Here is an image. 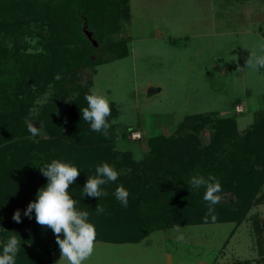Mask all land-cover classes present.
Segmentation results:
<instances>
[{
    "label": "trees",
    "instance_id": "trees-1",
    "mask_svg": "<svg viewBox=\"0 0 264 264\" xmlns=\"http://www.w3.org/2000/svg\"><path fill=\"white\" fill-rule=\"evenodd\" d=\"M126 9V0H0V253L8 238L16 235L21 244L16 264H51L59 249L52 230L36 223L34 211L31 219L24 215L47 183L39 168L53 159L80 169L69 188L76 207L90 213L96 241L115 244L138 243L153 231L176 225L231 222L237 227L264 181V124L258 121L242 134L231 116L188 115L178 127L180 134L149 138L148 151L136 159L130 151L115 149L112 125L105 138L82 120L80 108L87 106L91 80L81 84L77 73L102 62L92 53L84 30H92L101 43ZM32 34L39 49L29 50L25 36ZM57 74L60 80L55 79ZM48 90L38 119L51 138L43 139L28 130L27 117ZM71 94H75L72 108L59 110V99ZM110 105L109 120L117 115L115 105ZM65 119L70 121L63 127L66 131L53 133L51 126ZM208 121L215 126L202 139L199 133ZM186 128L191 131L183 132ZM105 162L118 171L117 181L102 186L106 196H83L88 176ZM195 174L215 176L222 186L220 195L227 201L215 206V222L204 219L205 189H189ZM120 185L129 191L127 208L114 196ZM98 204L104 209L99 215ZM17 209L20 223L12 219ZM253 231L258 262L264 264V218L254 219ZM229 264L251 262L235 259Z\"/></svg>",
    "mask_w": 264,
    "mask_h": 264
},
{
    "label": "rangeland",
    "instance_id": "rangeland-1",
    "mask_svg": "<svg viewBox=\"0 0 264 264\" xmlns=\"http://www.w3.org/2000/svg\"><path fill=\"white\" fill-rule=\"evenodd\" d=\"M126 6L101 43L92 30H84L102 62L77 73V81L90 79V90L115 105L117 115L109 121L117 151L140 159L149 138L180 134L185 117L198 113L231 116L242 134L254 121L264 124V69L246 68L251 53L264 54V0H126ZM25 40L29 50L40 48L35 34ZM237 67L246 69L237 72ZM49 93L36 100L27 117L43 139L51 136L38 116ZM74 96L60 98L59 110H70ZM67 122L56 121L52 132H65ZM214 126L208 121L199 137H208ZM255 218H264V181L237 227L231 222L182 225V242L173 227L153 231L138 243L96 241L85 264H229L235 259L260 264ZM59 259L57 249L51 264Z\"/></svg>",
    "mask_w": 264,
    "mask_h": 264
},
{
    "label": "clouds",
    "instance_id": "clouds-1",
    "mask_svg": "<svg viewBox=\"0 0 264 264\" xmlns=\"http://www.w3.org/2000/svg\"><path fill=\"white\" fill-rule=\"evenodd\" d=\"M261 50L264 51V46ZM246 68L255 71L264 69V54L251 53L246 60ZM246 68L237 67L236 71L242 72ZM55 79L60 80V75L57 74ZM85 100L87 106L80 108L82 120L88 122L91 131L107 138L111 128L109 122L111 105L108 97L90 90L88 94H85ZM28 130L33 136L37 135L38 128L34 127L33 123L28 124ZM39 169L47 178V183L38 189L35 201L27 205L24 215L31 219L34 211L36 223L52 230L60 250V259L56 264H61L62 261H66V264H85L94 254L97 230L95 225L89 222L90 213L76 207L77 201L69 191L70 185L74 184L79 177L80 169L72 163L56 159ZM118 177L119 173L114 167L106 162L102 163L96 166L94 176H88L82 188V195L97 198L106 196L108 193L102 186L116 182ZM188 185L190 191L205 189L203 200L207 204V212L204 219L207 221L211 218L215 222L217 219L215 206L222 199L220 195L222 186L219 180L212 175L205 178L203 175L195 174L191 176ZM114 196L124 208L128 207L129 191L122 185L115 189ZM103 211L104 209L98 204L96 214L99 215ZM12 219L17 223L21 222L19 209L14 212ZM173 230L180 233L176 238L177 242H182L184 236L181 227L176 225ZM20 248V239L16 235L9 237L0 253V264H16Z\"/></svg>",
    "mask_w": 264,
    "mask_h": 264
}]
</instances>
